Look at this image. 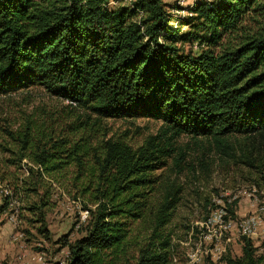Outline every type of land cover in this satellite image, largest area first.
<instances>
[{"label": "trees", "instance_id": "16d2710c", "mask_svg": "<svg viewBox=\"0 0 264 264\" xmlns=\"http://www.w3.org/2000/svg\"><path fill=\"white\" fill-rule=\"evenodd\" d=\"M176 10L179 2L162 0H0V95L40 85L95 117L62 132L10 133L17 148H6L12 156L0 167V191L9 189L0 225L18 203L49 238L57 187L74 190L88 216L81 236L59 238L64 264H171L180 186L162 181L158 204L153 197L156 172L182 155L176 138L212 139L264 185V0H195L186 17ZM110 118L164 127L135 148L100 135ZM256 251L247 240L227 264H256Z\"/></svg>", "mask_w": 264, "mask_h": 264}, {"label": "rangeland", "instance_id": "374dc122", "mask_svg": "<svg viewBox=\"0 0 264 264\" xmlns=\"http://www.w3.org/2000/svg\"><path fill=\"white\" fill-rule=\"evenodd\" d=\"M162 1L168 4L179 2L182 10L172 11L176 17L189 16L188 8L195 2ZM173 24L177 25L176 22ZM189 28L183 26L182 30ZM183 49L198 50L196 44L190 43L183 45ZM94 119L76 104L51 95L40 85L0 95V167L12 156L6 148H17L10 133L18 135L29 125L45 130L55 128L57 132H62L70 122H93ZM101 126L100 135L124 139L136 148L150 136L157 135L164 124L161 120L148 118H110L103 120ZM175 146L182 155L177 162L174 156L169 158L167 166L156 172L161 175L153 197L158 204L166 183L180 186L181 201L169 224L173 233L171 264H227L226 258L243 256L247 240L257 249L256 264H264V185L259 183L261 177L258 170L248 168L237 157H228L210 138H193L183 134L175 139ZM8 170L11 173L17 171L15 167ZM162 181L166 183L159 187ZM1 190L0 204L6 191L9 192L4 187ZM73 192L65 193L57 187L54 204L45 215L49 238L39 230L41 223L38 215L21 209L18 203L12 208L18 214L16 224L3 215L2 224L7 223L13 230L9 240L15 234L20 239L7 243L5 248L13 246L16 251L6 254L0 263L9 264L21 256L22 263L29 260L40 264L36 261L38 254H43L51 264L65 263L69 249L59 243V238L70 234V240H75L81 236L79 226L84 223L81 221L84 203ZM234 202H237L235 206ZM230 205L235 210L234 218L228 212ZM147 224L149 221H140L134 226Z\"/></svg>", "mask_w": 264, "mask_h": 264}, {"label": "built area", "instance_id": "2783aa9c", "mask_svg": "<svg viewBox=\"0 0 264 264\" xmlns=\"http://www.w3.org/2000/svg\"><path fill=\"white\" fill-rule=\"evenodd\" d=\"M181 12V11H179ZM184 12V11H182ZM8 193V191H6V194ZM3 194V193H2ZM87 216H88V211L87 210H83L81 212V221L82 222H85L86 219H87ZM17 220H18V214L17 212H12L9 216H8V221L13 223V224H16L17 223ZM18 239H20V236L19 235H12L11 236V241L12 242H15L17 241ZM21 256L18 257V259L15 261V262H9V264H36L34 262H31L29 260H24L23 263L21 261ZM36 261L37 263H40V264H51L50 262H47L46 259H45V256L43 254H38L37 257H36ZM0 264H3V263H0ZM64 264V263H62Z\"/></svg>", "mask_w": 264, "mask_h": 264}, {"label": "crops", "instance_id": "0c3cea01", "mask_svg": "<svg viewBox=\"0 0 264 264\" xmlns=\"http://www.w3.org/2000/svg\"><path fill=\"white\" fill-rule=\"evenodd\" d=\"M12 231V227L7 223L0 225V259L3 258L6 254H11L12 252L14 254V251H16L15 247L13 246L5 248L7 243L10 242L9 236Z\"/></svg>", "mask_w": 264, "mask_h": 264}]
</instances>
